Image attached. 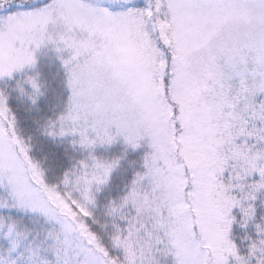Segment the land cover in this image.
Wrapping results in <instances>:
<instances>
[{"label":"snow or ice","instance_id":"1","mask_svg":"<svg viewBox=\"0 0 264 264\" xmlns=\"http://www.w3.org/2000/svg\"><path fill=\"white\" fill-rule=\"evenodd\" d=\"M0 264H264V0H0Z\"/></svg>","mask_w":264,"mask_h":264}]
</instances>
